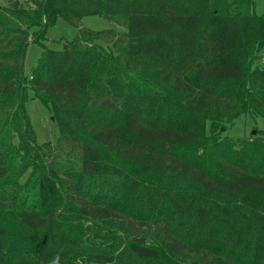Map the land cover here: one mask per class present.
<instances>
[{"label":"trees","instance_id":"obj_1","mask_svg":"<svg viewBox=\"0 0 264 264\" xmlns=\"http://www.w3.org/2000/svg\"><path fill=\"white\" fill-rule=\"evenodd\" d=\"M263 48L253 0H0V264H264V135L225 134L264 120Z\"/></svg>","mask_w":264,"mask_h":264},{"label":"rangeland","instance_id":"obj_2","mask_svg":"<svg viewBox=\"0 0 264 264\" xmlns=\"http://www.w3.org/2000/svg\"><path fill=\"white\" fill-rule=\"evenodd\" d=\"M253 1L255 14H263L264 0ZM80 26L93 31H107L108 33L103 36V39L108 42L109 48H112L113 41L125 32L124 24L121 20L115 23H109L97 16L83 18ZM76 32L77 30L75 28L71 27L61 18H58L53 26L46 29L44 45L50 50H61L62 42L72 40ZM40 52L41 48L35 44L29 43L27 45L22 64V74L25 77H30L31 70L36 65ZM256 64H264V48L258 56ZM25 111L36 134L37 144L51 143L54 145L59 134L58 127L53 119H51L52 117L47 110L37 100L32 99L31 93L25 104ZM256 131L264 135V120L259 117H251L244 114L239 116L232 126L228 127L225 134L232 138H243L249 137L253 132L256 134ZM24 179H21V182Z\"/></svg>","mask_w":264,"mask_h":264},{"label":"water","instance_id":"obj_3","mask_svg":"<svg viewBox=\"0 0 264 264\" xmlns=\"http://www.w3.org/2000/svg\"><path fill=\"white\" fill-rule=\"evenodd\" d=\"M52 119V118H51ZM253 135L255 134V132L252 133Z\"/></svg>","mask_w":264,"mask_h":264}]
</instances>
